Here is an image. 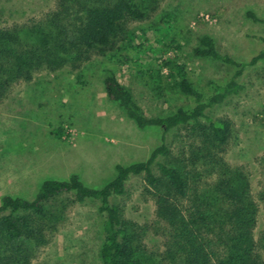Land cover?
I'll return each instance as SVG.
<instances>
[{"label":"trees","instance_id":"16d2710c","mask_svg":"<svg viewBox=\"0 0 264 264\" xmlns=\"http://www.w3.org/2000/svg\"><path fill=\"white\" fill-rule=\"evenodd\" d=\"M164 0H55L41 17L0 29V106L13 87L29 83L39 73L70 68L84 85L83 68L95 58L133 63L159 90L193 101L189 108L149 117L132 90L107 71L104 90L138 128H159L162 143L145 161L117 165L116 177L101 188L86 185L78 174L67 180H45L32 199L4 196L0 203V264H33L52 242L65 219L64 197L73 203H99L103 244L101 264H264V230L256 236L260 206L264 210V181L257 195L244 166L227 159L233 124L209 111L239 95L241 78L251 68H264L261 49L245 62L222 53L205 35L193 50L196 57L233 69L224 82L212 81L204 93L189 77L177 40L163 45L161 57L149 63L143 54L156 51L140 24L154 23ZM247 17L264 25L254 12ZM151 24V25H152ZM162 24L171 28L168 16ZM160 23L152 30L162 33ZM168 31V30H165ZM142 40V41H141ZM148 62V63H147ZM141 71V72H142ZM52 134L63 139V127ZM264 179V157L260 161ZM144 177L155 205L157 234L163 250L143 252L140 233L132 231L113 202L125 195L129 181ZM62 201V200H61ZM138 241L140 243H138Z\"/></svg>","mask_w":264,"mask_h":264},{"label":"rangeland","instance_id":"374dc122","mask_svg":"<svg viewBox=\"0 0 264 264\" xmlns=\"http://www.w3.org/2000/svg\"><path fill=\"white\" fill-rule=\"evenodd\" d=\"M55 0H0V29L41 17ZM254 12L264 19V0H164L154 23L164 30L154 33L157 24H140L148 44L156 51L143 54L152 62L161 57L166 43L177 40L182 62L191 80L206 94L212 81L224 82L233 69L209 59L196 57L193 50L200 39L212 36L218 49L245 62L261 49L256 37H264V25L247 17ZM168 16V24L162 18ZM152 24V25H151ZM168 30V31H165ZM142 41V40H141ZM148 63V62H147ZM133 63H111L95 58L83 68L84 85L75 81L70 68L42 72L29 83L13 87L0 106V203L4 196L32 200L48 179L67 180L78 174L90 187L101 188L116 177L117 165L145 161L162 143L159 128L140 129L104 90L107 71L130 88L149 117L189 108L193 101L174 92L159 90ZM142 71V72H141ZM239 95L209 111L212 117H227L233 124L226 155L232 165L244 166L251 178L253 194L261 190L264 157V68L248 69L241 78ZM63 127L58 139L52 129ZM62 200V201H61ZM60 200L67 205L65 219L50 245L33 264H101L104 240L99 203H73L74 197ZM132 231L140 233L146 255L163 250L164 239L156 233L155 205L147 192L144 177L132 178L125 195L113 199ZM264 230L260 206L256 236ZM138 241V243H140Z\"/></svg>","mask_w":264,"mask_h":264}]
</instances>
